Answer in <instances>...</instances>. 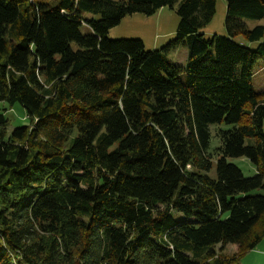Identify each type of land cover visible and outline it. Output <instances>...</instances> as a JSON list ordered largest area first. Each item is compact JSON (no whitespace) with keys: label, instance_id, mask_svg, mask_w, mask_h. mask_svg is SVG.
<instances>
[{"label":"trees","instance_id":"1","mask_svg":"<svg viewBox=\"0 0 264 264\" xmlns=\"http://www.w3.org/2000/svg\"><path fill=\"white\" fill-rule=\"evenodd\" d=\"M225 3L226 35L205 37L216 0H0V264H228L257 247L264 25L243 19L264 20V0ZM166 6L161 48L108 38ZM14 105L27 124L9 130Z\"/></svg>","mask_w":264,"mask_h":264},{"label":"rangeland","instance_id":"2","mask_svg":"<svg viewBox=\"0 0 264 264\" xmlns=\"http://www.w3.org/2000/svg\"><path fill=\"white\" fill-rule=\"evenodd\" d=\"M47 2H54V0H45ZM226 16V3L225 0H216L215 13L209 22L203 29L201 33L205 37H210L213 34L220 36L226 35V30L224 27V20ZM243 22L247 27H253L255 25H264V20H254V19H243ZM178 23V16L176 15L174 9H170L168 6L161 7L154 14L146 16L140 13H133L123 17L119 24L111 28L108 34L109 39H121V38H137L140 39L146 50H154L161 48L169 40H171L175 35L176 26ZM82 33H90V30L86 26L81 27ZM235 41L254 49L256 43L246 42L242 36L235 37ZM74 48L75 46L72 45ZM166 56L173 63L184 64L186 49L184 47H179L175 50L169 51ZM251 83L254 91L259 92L264 90V62L258 60L253 69V75L251 78ZM0 106L1 103H0ZM6 117L10 119L9 130L16 126H21L27 124L26 114L24 109L19 105H14L12 108L8 109L6 112ZM218 127L211 126V139L210 147H216L218 145L217 139L215 137V131ZM262 130L264 132V119L262 124ZM227 161L235 164L242 172L244 176H251L255 173V168L252 163L246 158H227ZM211 177H214V167L208 173ZM258 192V191H256ZM179 217V215H175ZM263 249L259 248L258 253L264 252V238ZM234 245L228 244L224 249L223 253L228 255L232 254L234 250ZM228 248V249H227ZM251 252V251H250ZM250 252L242 255L238 260L231 261L228 264H259L262 254L257 256L256 259H251L247 256ZM253 255L252 253H250ZM243 257V258H242ZM227 264V263H226Z\"/></svg>","mask_w":264,"mask_h":264},{"label":"crops","instance_id":"3","mask_svg":"<svg viewBox=\"0 0 264 264\" xmlns=\"http://www.w3.org/2000/svg\"><path fill=\"white\" fill-rule=\"evenodd\" d=\"M110 32V31H109ZM109 34V33H108ZM263 241H261L258 245H257V248H255V249H257V250H259V248L261 249V251H262V249H263V243H262ZM234 248V250L236 249V247L234 246L233 247ZM255 249H253L250 253H252L253 255H251L250 253L247 255V256H249L251 259H256L257 260V256L258 255H260V254H262V257H261V259H260V261H259V264H264V252L263 253H258L257 252V250H255Z\"/></svg>","mask_w":264,"mask_h":264},{"label":"bare ground","instance_id":"4","mask_svg":"<svg viewBox=\"0 0 264 264\" xmlns=\"http://www.w3.org/2000/svg\"><path fill=\"white\" fill-rule=\"evenodd\" d=\"M8 108H9V107H8ZM261 241H262V240H261ZM259 243H260V242H259ZM259 243H258V244H259ZM258 244H257V245H258ZM256 248H257V247H256ZM227 249H228V248H227ZM249 252H250V251H249ZM242 258H243V257H242Z\"/></svg>","mask_w":264,"mask_h":264}]
</instances>
